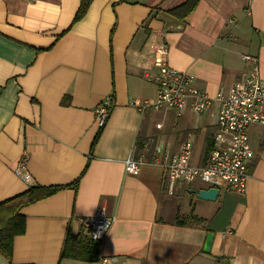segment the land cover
<instances>
[{"label": "crops", "instance_id": "0c3cea01", "mask_svg": "<svg viewBox=\"0 0 264 264\" xmlns=\"http://www.w3.org/2000/svg\"><path fill=\"white\" fill-rule=\"evenodd\" d=\"M182 1L92 0L74 21L80 0H0V201L79 178L76 189L21 209L24 232L11 262L0 251V264H93L61 253L67 234L88 233L82 219L98 209L111 218L107 264H264V127L250 133L245 190L220 185L215 200L196 196L211 186L199 178L168 193L144 150L150 140L175 150L191 137L192 161L205 163L196 148L212 139L218 108L216 100L199 114L132 106L156 96L144 76L157 70L151 44L165 45L169 65L211 96L247 74L252 62L242 54L257 58L264 79V0H199L184 21L164 12ZM108 94L113 106L92 148L95 109ZM143 153L127 171L126 160ZM22 156L28 179L14 169Z\"/></svg>", "mask_w": 264, "mask_h": 264}, {"label": "built area", "instance_id": "2783aa9c", "mask_svg": "<svg viewBox=\"0 0 264 264\" xmlns=\"http://www.w3.org/2000/svg\"><path fill=\"white\" fill-rule=\"evenodd\" d=\"M154 51L153 62L157 66L155 72L146 71L144 76L156 84V96L153 99H133L130 104L139 110L146 108L172 110L180 114L187 107L196 113L209 108L213 100L218 102L212 147L205 163L192 161L193 140L183 139L173 150L161 140L148 142L144 150H152L150 161L159 164L163 170V179L168 193H173L178 180L186 182L201 179L211 186L225 185L238 192H243L248 180V162L253 157L250 143L252 124L264 126V79L260 76L258 60L250 54L242 57L252 62L247 74L227 86H220L215 95L196 85V77L180 71L167 62L165 45L151 44ZM113 97L108 94L96 107V123L105 125L111 108ZM146 158L145 153L138 158L130 157L125 162L127 171H136L139 164ZM26 156L20 157L15 164L18 175L28 179ZM88 235L94 240H103L111 225V218L103 209L83 218ZM93 264H107V258L100 257Z\"/></svg>", "mask_w": 264, "mask_h": 264}, {"label": "trees", "instance_id": "16d2710c", "mask_svg": "<svg viewBox=\"0 0 264 264\" xmlns=\"http://www.w3.org/2000/svg\"><path fill=\"white\" fill-rule=\"evenodd\" d=\"M91 2L92 0H80V4L73 17L74 21L78 20L86 13ZM198 2L199 0H183L179 4L164 10V12L174 19L184 21L194 11ZM103 127L104 126L99 127L96 132L91 144L92 148L97 143ZM211 147L212 139L208 135L205 138V151L208 153ZM147 152L149 156L152 154V150H147ZM78 182L79 178L66 184L31 185L26 190L0 201V251L10 262L13 238L17 234L24 232L25 228V216L21 212V209L63 188L72 187L76 189ZM101 247L102 241L92 239L88 233L80 232L77 235L67 234L61 254L62 256L84 261H97L102 256Z\"/></svg>", "mask_w": 264, "mask_h": 264}, {"label": "water", "instance_id": "95a60500", "mask_svg": "<svg viewBox=\"0 0 264 264\" xmlns=\"http://www.w3.org/2000/svg\"><path fill=\"white\" fill-rule=\"evenodd\" d=\"M191 191H195V190L191 189ZM218 194H219V188L216 186L202 188L196 192V196L198 198L205 199V200H215ZM213 236L214 235L212 232H208L206 235L205 244H204V250L206 252L210 250Z\"/></svg>", "mask_w": 264, "mask_h": 264}, {"label": "rangeland", "instance_id": "374dc122", "mask_svg": "<svg viewBox=\"0 0 264 264\" xmlns=\"http://www.w3.org/2000/svg\"><path fill=\"white\" fill-rule=\"evenodd\" d=\"M260 127H264V126L260 125V124H252L251 125V133L254 131H257L256 129H258ZM255 137H256V134H252V138H255ZM149 143L150 144H148V147L151 146V140L149 141ZM146 144L147 143H144L143 146L145 147ZM196 152L197 153H196L195 157H196V161H198V162H200L202 156H204L206 158L208 155V153L205 151V146H201V147L196 148Z\"/></svg>", "mask_w": 264, "mask_h": 264}]
</instances>
